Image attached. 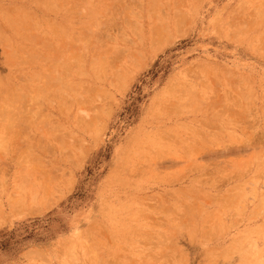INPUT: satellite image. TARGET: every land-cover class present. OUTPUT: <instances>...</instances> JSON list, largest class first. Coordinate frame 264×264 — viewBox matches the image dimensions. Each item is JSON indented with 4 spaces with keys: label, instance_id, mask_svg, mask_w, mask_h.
I'll return each instance as SVG.
<instances>
[{
    "label": "rangeland",
    "instance_id": "obj_1",
    "mask_svg": "<svg viewBox=\"0 0 264 264\" xmlns=\"http://www.w3.org/2000/svg\"><path fill=\"white\" fill-rule=\"evenodd\" d=\"M0 264H264V0H0Z\"/></svg>",
    "mask_w": 264,
    "mask_h": 264
}]
</instances>
